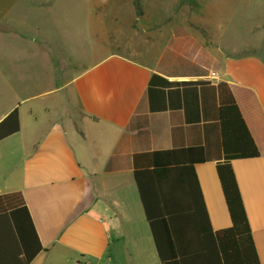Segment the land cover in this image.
<instances>
[{"label":"crops","instance_id":"crops-1","mask_svg":"<svg viewBox=\"0 0 264 264\" xmlns=\"http://www.w3.org/2000/svg\"><path fill=\"white\" fill-rule=\"evenodd\" d=\"M197 23L152 27L146 38L131 31V42L124 31L120 50L54 85L26 121L19 106L21 129L0 141V194L24 195L44 247L29 264H162L135 181L160 150L198 149L211 226L230 227L217 171L221 82L260 150L231 165L264 264V57L245 52L264 49V38L242 44Z\"/></svg>","mask_w":264,"mask_h":264},{"label":"rangeland","instance_id":"rangeland-1","mask_svg":"<svg viewBox=\"0 0 264 264\" xmlns=\"http://www.w3.org/2000/svg\"><path fill=\"white\" fill-rule=\"evenodd\" d=\"M135 1L0 0V110L17 102L26 121L54 85L120 50L124 31L131 42V31L146 38L152 27L197 20L242 44L264 38V0H138L141 14Z\"/></svg>","mask_w":264,"mask_h":264},{"label":"trees","instance_id":"trees-1","mask_svg":"<svg viewBox=\"0 0 264 264\" xmlns=\"http://www.w3.org/2000/svg\"><path fill=\"white\" fill-rule=\"evenodd\" d=\"M138 14L142 11L135 1ZM185 84V82H182ZM197 83L203 84L204 81ZM220 108L224 160L217 171L232 219L213 230L194 164L195 148L160 150L153 168L136 169L135 181L162 264H261L231 160L260 150L228 83ZM21 129L16 106L0 121V141ZM44 249L21 191L0 194V264H29Z\"/></svg>","mask_w":264,"mask_h":264}]
</instances>
